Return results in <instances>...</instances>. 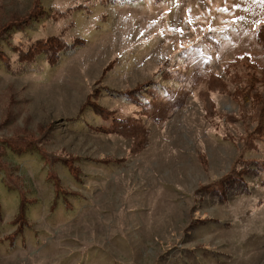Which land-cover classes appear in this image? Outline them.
I'll return each mask as SVG.
<instances>
[{
  "label": "rangeland",
  "instance_id": "1",
  "mask_svg": "<svg viewBox=\"0 0 264 264\" xmlns=\"http://www.w3.org/2000/svg\"><path fill=\"white\" fill-rule=\"evenodd\" d=\"M0 264H264V0H0Z\"/></svg>",
  "mask_w": 264,
  "mask_h": 264
},
{
  "label": "trees",
  "instance_id": "2",
  "mask_svg": "<svg viewBox=\"0 0 264 264\" xmlns=\"http://www.w3.org/2000/svg\"><path fill=\"white\" fill-rule=\"evenodd\" d=\"M126 2H128V0H126Z\"/></svg>",
  "mask_w": 264,
  "mask_h": 264
}]
</instances>
